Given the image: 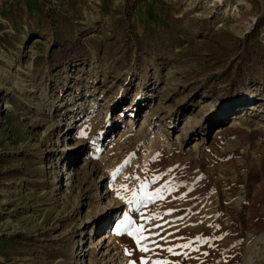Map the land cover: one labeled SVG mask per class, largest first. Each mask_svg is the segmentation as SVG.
<instances>
[{"label":"rangeland","instance_id":"rangeland-1","mask_svg":"<svg viewBox=\"0 0 264 264\" xmlns=\"http://www.w3.org/2000/svg\"><path fill=\"white\" fill-rule=\"evenodd\" d=\"M144 260L264 264V0H0V264Z\"/></svg>","mask_w":264,"mask_h":264},{"label":"snow or ice","instance_id":"snow-or-ice-1","mask_svg":"<svg viewBox=\"0 0 264 264\" xmlns=\"http://www.w3.org/2000/svg\"><path fill=\"white\" fill-rule=\"evenodd\" d=\"M129 162H125V164H127ZM121 169H117L114 173H113V177H115L116 175H118L120 173ZM126 179H136L139 180L140 177H128ZM161 179V177H153L151 182H141V184L139 185V188L141 191H146V189L149 187V183H155L157 180ZM123 189L127 190L128 186L127 185H122L121 186ZM165 189L162 188H157L155 190V192L152 193H146L147 197L149 200H151L152 202H155V199L159 198V199H163V195L161 194ZM168 191L173 190L171 187L167 188ZM132 196H133V200L137 199V192L135 190H133L132 192ZM123 199V197H121ZM133 200H129L127 201L128 203H133ZM139 202V201H137ZM138 210V209H137ZM124 219L120 222V226L117 228V234L121 235V234H127L131 237H133L136 245L139 246V250L141 252H147L149 251V248L147 247L146 244H141L142 240H147L148 237L141 235L143 232L147 231V229L145 228L144 224H140L137 225L136 222L134 220H132V218L127 214L124 213ZM159 219V216L156 217H147V220H151V219ZM166 239V237L164 238ZM197 240H200L201 237H197ZM205 243L207 242L206 240L204 241ZM192 245V241H189L188 243H185L183 245H179L178 247H182V248H190ZM168 252H173V248L169 247L167 248ZM129 255H131V252H128ZM177 255H179V253H175ZM131 264H136V261H131ZM142 264H147V261L144 260L142 262ZM154 264H168L167 261L165 262H161V261H155Z\"/></svg>","mask_w":264,"mask_h":264},{"label":"trees","instance_id":"trees-1","mask_svg":"<svg viewBox=\"0 0 264 264\" xmlns=\"http://www.w3.org/2000/svg\"><path fill=\"white\" fill-rule=\"evenodd\" d=\"M63 54L66 56L79 57L83 54V47L80 43H75L70 47L66 46L63 48Z\"/></svg>","mask_w":264,"mask_h":264},{"label":"bare ground","instance_id":"bare-ground-1","mask_svg":"<svg viewBox=\"0 0 264 264\" xmlns=\"http://www.w3.org/2000/svg\"><path fill=\"white\" fill-rule=\"evenodd\" d=\"M106 235H107V233H104V234H103V237L106 236ZM101 236H102V235H101ZM99 239H100V238H99ZM100 240H101V239H100Z\"/></svg>","mask_w":264,"mask_h":264}]
</instances>
